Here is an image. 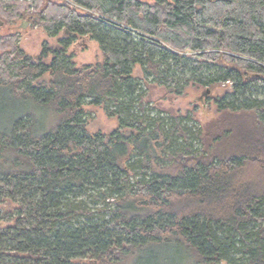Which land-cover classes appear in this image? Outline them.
Listing matches in <instances>:
<instances>
[{
	"label": "trees",
	"instance_id": "16d2710c",
	"mask_svg": "<svg viewBox=\"0 0 264 264\" xmlns=\"http://www.w3.org/2000/svg\"><path fill=\"white\" fill-rule=\"evenodd\" d=\"M70 1L0 0L7 22L33 12L63 33L38 56L0 36V264H118L154 245L189 264H264V0ZM85 37L103 60L78 66L69 48ZM227 81L219 109L259 126L237 155L211 158L194 117L146 99L149 83L181 95ZM87 104L119 126L90 134ZM40 109L55 115L44 131Z\"/></svg>",
	"mask_w": 264,
	"mask_h": 264
},
{
	"label": "rangeland",
	"instance_id": "374dc122",
	"mask_svg": "<svg viewBox=\"0 0 264 264\" xmlns=\"http://www.w3.org/2000/svg\"><path fill=\"white\" fill-rule=\"evenodd\" d=\"M53 1L69 2L77 6L70 0ZM144 1L153 2L154 0ZM31 13V15H26L20 21L13 23H9L0 17V36L15 33L17 35L16 43L26 53L38 56L42 52L45 43L54 46L58 45L59 38L63 37V33H60L58 37H51L46 28L38 23L39 18L35 20L34 13ZM22 21L26 22L27 26L16 32L14 28L20 25ZM0 53H3V51H0ZM69 53L73 55L74 61L78 66L103 60V53L99 44L89 37L79 38L69 48ZM50 60L51 57L47 61L49 62ZM134 75L144 79L143 70L140 65L135 66ZM45 78L47 80L50 79L49 74ZM233 86L232 81L221 82L211 86L190 85L181 95H176L168 92L165 87L157 83H149L147 84L146 99L156 107L157 111H163L164 115L170 113L175 115L190 114L194 117V120L206 133L205 152L211 158H223L233 154H240L248 142L247 138L250 140L252 136L259 132L257 119L252 112L241 111L237 113L219 109L218 99L232 92L234 90ZM207 89H210L208 94H206ZM34 108L33 104L26 105L25 107V109L29 110H34ZM85 110L88 121L87 128L90 134L97 132L108 134L119 126L117 118L107 116L102 106L87 104ZM39 113L41 118L39 131L47 130L55 124V115L49 109H40ZM4 208L8 210L13 209L14 206L13 204H8ZM182 254L178 256L175 251L169 252L162 245H154L148 248L146 253L138 256L130 255L121 259L118 264H149L151 262H155L156 264H189V259H182Z\"/></svg>",
	"mask_w": 264,
	"mask_h": 264
},
{
	"label": "water",
	"instance_id": "95a60500",
	"mask_svg": "<svg viewBox=\"0 0 264 264\" xmlns=\"http://www.w3.org/2000/svg\"><path fill=\"white\" fill-rule=\"evenodd\" d=\"M24 28L27 26V23L26 22H23V25H22ZM210 92V89H207L206 90V94H208Z\"/></svg>",
	"mask_w": 264,
	"mask_h": 264
}]
</instances>
